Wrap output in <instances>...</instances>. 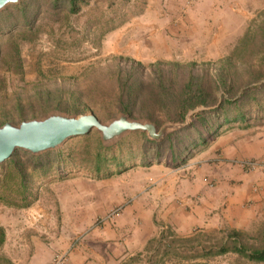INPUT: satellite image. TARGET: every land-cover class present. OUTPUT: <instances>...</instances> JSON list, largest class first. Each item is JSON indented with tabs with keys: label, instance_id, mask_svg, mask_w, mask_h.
Returning a JSON list of instances; mask_svg holds the SVG:
<instances>
[{
	"label": "rangeland",
	"instance_id": "374dc122",
	"mask_svg": "<svg viewBox=\"0 0 264 264\" xmlns=\"http://www.w3.org/2000/svg\"><path fill=\"white\" fill-rule=\"evenodd\" d=\"M197 1L85 0L73 13L67 0H19L0 11V126L4 118L18 124L52 111L91 112L105 123L126 113L120 109L129 103L130 117L160 127L184 122L175 117L187 88L193 99L196 89L207 98L187 111L185 127L170 132L181 130L171 145L163 143L170 133L152 146L140 140L139 131L104 145L92 129L38 155L17 149L12 162L0 164V264H142L136 254L162 231L170 239L207 246L237 229L245 233L244 242L261 244L263 214L257 211L247 219L250 202L244 208L229 203L238 186L251 184L239 166L248 159L228 158L240 152L220 151L225 126H217L218 134L211 137L195 116L210 111L216 123L224 111H212L225 96L238 92L232 80L225 82L228 93L216 83L218 71L230 64L228 58L240 71L246 53L237 50L255 43L253 49L264 52V8L250 6L257 0H243L246 15L227 7V21L220 22L225 28L210 39L201 38L194 19L207 14L210 1L216 0ZM140 19H154L152 35L149 29L131 28L132 20ZM261 67L260 77H250V82L264 83L263 63ZM191 76L194 84L188 86ZM258 95L260 104L243 105L263 109L264 89ZM19 114L26 116L20 119ZM259 128L264 125L255 130ZM100 146L113 149L97 156ZM103 155L108 167L96 173L93 168L99 159L104 164ZM197 178L200 182L193 181ZM181 259L171 263L186 264ZM193 261L264 264L235 253Z\"/></svg>",
	"mask_w": 264,
	"mask_h": 264
},
{
	"label": "trees",
	"instance_id": "16d2710c",
	"mask_svg": "<svg viewBox=\"0 0 264 264\" xmlns=\"http://www.w3.org/2000/svg\"><path fill=\"white\" fill-rule=\"evenodd\" d=\"M54 1L56 2L58 0H54ZM81 1H85V0H67L69 4L70 12L73 13L77 12L79 8L77 3ZM260 32L264 36V26L260 27ZM255 46H256L255 43H251V44L248 43L246 45V51L245 50L242 51L241 49L237 50L239 54H243L244 52L246 53L242 58L243 65L242 68L240 67L241 68L240 71L239 68L236 66V64H234L235 67L233 64H231L233 62L230 60V58L227 59V62H229L230 64L228 66L221 68L220 70L221 72L218 71L216 83L217 85L222 87L226 91V93H228L230 88V87L228 88L227 84L225 83L226 81L232 80L236 85L238 81L240 83L242 81L250 82L251 81L250 77L252 78V80L254 78L260 77V73L262 72L263 69V67L261 66L262 63L264 64V52H262L261 49H253ZM239 73L247 74L249 76L248 79H242L245 77H237ZM233 78L238 81H234ZM158 79H161V75H159ZM190 79L191 81L190 84H188V86L194 84V80L192 76ZM160 86L164 88L162 83ZM135 89L139 90V86L136 87ZM262 89H264V83L260 86H254L244 90L242 92L241 97H237L236 99H232V97H234L235 94L229 96L230 98H223V100L220 102V104L215 109V111H212V112H218L219 110H221L222 113L224 111L221 119L219 118V120L216 123L211 121V116L208 115L210 111H208V113L205 111L199 112L197 113L195 118H197L199 121H203L204 125L210 129L209 136L213 137L217 135L219 132L218 129L216 128L217 126L218 127L225 126L223 127V129L226 130V128L231 127L232 125L231 123L233 122L245 121L247 119L245 113L239 112V114L231 116V114L228 113V110H230L231 108H235L238 110L247 101L254 102L255 104L258 103L260 104V101L256 98V95L260 93ZM132 92L133 89H131L130 93ZM186 92H187L186 97L178 100L175 120H180V121L184 120L185 114L187 113L188 110L194 108L198 104H205V102L207 101L205 93L198 89H196V91L193 90V96L196 97V99H193L190 88H187ZM247 99H253V100H247ZM120 110L126 112L125 114H128L129 116L131 115L129 103L122 104ZM24 116L26 115L23 114L17 115V117L20 119H22ZM7 119L8 118H4V122ZM223 129H221V131ZM179 131L181 130H177L173 133L168 134L163 140V143L167 142L169 145H171L173 141L172 136ZM139 135H140V140L142 142H147L152 146L158 144V142L156 141L149 140L146 137L145 133L143 132H139ZM111 149L113 148L111 147L103 148L100 146L97 152V156H99L100 153L99 151H103L105 153L106 150L112 151ZM111 156L113 157L114 155ZM10 158L8 159L9 161H11ZM144 159L145 156L142 155V157H140V160H144ZM103 162L104 164L100 165V159H99V163L93 168L94 172L100 173L102 170L108 167L107 158L105 155H103ZM119 164H120L119 162L115 163V165H119ZM20 174H21L20 171H17V175L19 177ZM20 181H21L20 183L21 187L24 188V184L21 178ZM244 236L245 233L242 232L241 230L231 229L227 231L225 233V236L222 239H220L218 242L211 243L207 246H200L198 244L196 245H194L193 243L190 244L189 243L190 239L188 238L173 237L170 239V237H168V234L165 231H162L160 232L159 235L149 238L146 241L143 250L137 253L135 258H137V260L142 259V261H144V263L142 264H173L171 263L172 259L179 262V260H183L181 258H185L184 260H186V264H199V263H193L194 262L193 260L207 256L235 253L236 255H238L239 257H241L246 261H251L256 263L264 262V232L261 234L260 245H252V244H248L247 242H244ZM186 242H188L189 245H186ZM162 255L168 256V259H166V261L163 259L160 260L156 259V257L159 256L161 257Z\"/></svg>",
	"mask_w": 264,
	"mask_h": 264
},
{
	"label": "water",
	"instance_id": "95a60500",
	"mask_svg": "<svg viewBox=\"0 0 264 264\" xmlns=\"http://www.w3.org/2000/svg\"><path fill=\"white\" fill-rule=\"evenodd\" d=\"M19 0H0V11L8 5H16ZM184 122L169 121L160 127L147 119H135L128 114L101 122L91 112L81 114H65L52 111L41 118L22 120L18 124L4 122L0 126V164L9 159L17 149L25 150L33 155L55 150L73 137L88 134L92 129L99 133L104 145H110L128 132H143L147 138L161 141L168 133L185 127Z\"/></svg>",
	"mask_w": 264,
	"mask_h": 264
},
{
	"label": "crops",
	"instance_id": "0c3cea01",
	"mask_svg": "<svg viewBox=\"0 0 264 264\" xmlns=\"http://www.w3.org/2000/svg\"><path fill=\"white\" fill-rule=\"evenodd\" d=\"M198 0L197 2H199ZM209 3V11L208 13L200 12L194 21H199V28L201 30V38L209 37L210 39L218 38L219 37V31L225 28L224 24H221L220 22H226V8L229 7V9H234L238 11L239 13L245 14V9L248 8V5L243 4V0H240L241 3L237 2L234 4L229 3L227 0L224 2L221 1H210ZM224 3V4H223ZM197 4L195 5V8H197ZM253 9L259 10L264 8V0H257L252 3ZM154 19H150V21H146V23H142L143 21L137 20L129 24L131 25V28L134 29H140L141 27L149 29L150 35L153 34L154 29L151 26V22H153ZM142 23V24H141ZM152 38L154 36H151ZM206 50V49H205ZM197 53L199 56L202 55L201 49H197ZM212 56L214 55V52H211ZM208 56V55H207ZM220 56V55H219ZM261 82H246L242 81L241 83L238 81L236 85L239 87L238 92L232 99H236L237 97H241L242 92L246 89H249L254 86H260ZM259 94V93H258ZM256 95V98L260 101L258 98L259 95ZM225 98H230L229 96H225ZM253 100V99H251ZM254 103V102H253ZM255 104V103H254ZM256 105V104H255ZM240 107V106H239ZM239 112L245 113L247 119L243 122H233L231 123V127L223 129L224 135L219 139V143L224 144V146L221 148L220 151L229 152L230 148L236 153H239L238 155H228L231 160L237 158H245L248 160H254L261 164V171H247L244 170V172L248 175L247 179L251 181V184L247 187V184L242 187V185L238 186L235 195L231 196V200L229 203L237 202L239 205L238 207L244 208V203H251L250 211H247V214H245L247 219L249 217H254L257 211L260 212V214H263L264 216V208L262 207L264 205V160L262 157H264V129L259 128L256 129L258 126L264 125V108L259 109L257 106L252 105L250 109L244 107L243 105L237 110H234L232 112H228L231 114V116L239 114ZM222 130V131H223ZM260 133V134H259ZM263 134L262 138L259 139L257 136ZM243 154V155H242ZM241 168V167H240ZM243 170V169H242ZM196 180L199 181V178L193 179L195 182ZM200 182V181H199ZM230 200V199H229ZM236 200V201H235ZM261 208V209H258ZM234 216H232L233 218Z\"/></svg>",
	"mask_w": 264,
	"mask_h": 264
},
{
	"label": "built area",
	"instance_id": "2783aa9c",
	"mask_svg": "<svg viewBox=\"0 0 264 264\" xmlns=\"http://www.w3.org/2000/svg\"><path fill=\"white\" fill-rule=\"evenodd\" d=\"M239 166L247 171H256L261 167V164L254 160H242L239 161Z\"/></svg>",
	"mask_w": 264,
	"mask_h": 264
}]
</instances>
